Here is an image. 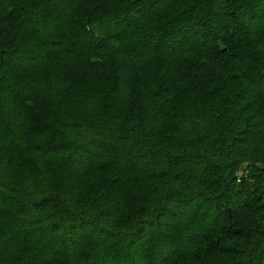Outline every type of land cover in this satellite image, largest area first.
Segmentation results:
<instances>
[{
	"label": "trees",
	"instance_id": "obj_1",
	"mask_svg": "<svg viewBox=\"0 0 264 264\" xmlns=\"http://www.w3.org/2000/svg\"><path fill=\"white\" fill-rule=\"evenodd\" d=\"M0 264H264V0H0Z\"/></svg>",
	"mask_w": 264,
	"mask_h": 264
},
{
	"label": "rangeland",
	"instance_id": "obj_2",
	"mask_svg": "<svg viewBox=\"0 0 264 264\" xmlns=\"http://www.w3.org/2000/svg\"><path fill=\"white\" fill-rule=\"evenodd\" d=\"M68 120H78V118L73 117V118H68ZM44 144H48V143L47 142L42 143V145H44ZM248 174H249V171L245 168V166H243V167H241L240 172L237 174V177L239 179H242L243 177H247Z\"/></svg>",
	"mask_w": 264,
	"mask_h": 264
}]
</instances>
